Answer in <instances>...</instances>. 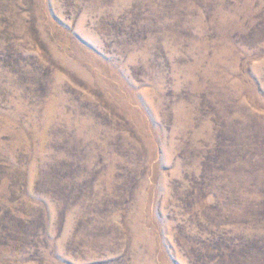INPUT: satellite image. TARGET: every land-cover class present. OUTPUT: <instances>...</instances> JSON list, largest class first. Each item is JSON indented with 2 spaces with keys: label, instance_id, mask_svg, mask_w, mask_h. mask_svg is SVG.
I'll return each instance as SVG.
<instances>
[{
  "label": "rangeland",
  "instance_id": "obj_1",
  "mask_svg": "<svg viewBox=\"0 0 264 264\" xmlns=\"http://www.w3.org/2000/svg\"><path fill=\"white\" fill-rule=\"evenodd\" d=\"M0 264H264V0H0Z\"/></svg>",
  "mask_w": 264,
  "mask_h": 264
}]
</instances>
